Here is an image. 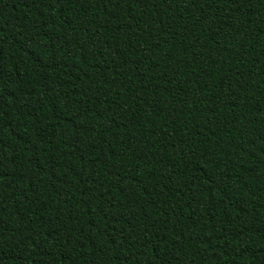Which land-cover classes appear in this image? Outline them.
Here are the masks:
<instances>
[{
    "label": "trees",
    "instance_id": "obj_1",
    "mask_svg": "<svg viewBox=\"0 0 264 264\" xmlns=\"http://www.w3.org/2000/svg\"><path fill=\"white\" fill-rule=\"evenodd\" d=\"M0 264H264V0H0Z\"/></svg>",
    "mask_w": 264,
    "mask_h": 264
}]
</instances>
